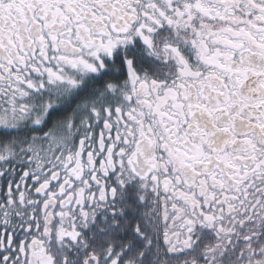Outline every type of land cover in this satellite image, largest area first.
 <instances>
[{"label":"flooded vegetation","instance_id":"af4514ba","mask_svg":"<svg viewBox=\"0 0 264 264\" xmlns=\"http://www.w3.org/2000/svg\"><path fill=\"white\" fill-rule=\"evenodd\" d=\"M0 131V264H264V0H0Z\"/></svg>","mask_w":264,"mask_h":264},{"label":"trees","instance_id":"16d2710c","mask_svg":"<svg viewBox=\"0 0 264 264\" xmlns=\"http://www.w3.org/2000/svg\"><path fill=\"white\" fill-rule=\"evenodd\" d=\"M20 132L21 131H14V132L4 131V133H3V131H0V133H3V135L0 137L1 138V140H0V155L1 154L4 155L3 151L6 149L5 148L6 146L4 145V143L6 142L5 139L8 138L7 135H10L12 133L17 134ZM8 161H9V159H6L5 157H4V161H0V171H3V170L7 171L9 169ZM6 198H7V192L5 191V187L2 186L0 188V203L5 201Z\"/></svg>","mask_w":264,"mask_h":264}]
</instances>
